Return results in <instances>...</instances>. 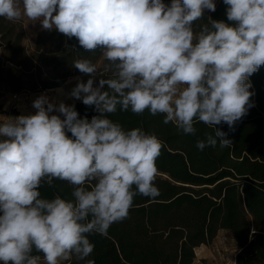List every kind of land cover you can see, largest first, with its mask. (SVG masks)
<instances>
[{"label":"clouds","instance_id":"9594fccd","mask_svg":"<svg viewBox=\"0 0 264 264\" xmlns=\"http://www.w3.org/2000/svg\"><path fill=\"white\" fill-rule=\"evenodd\" d=\"M223 2L232 23L209 17L210 27L196 32L205 10L215 12L214 0H0V17L10 22L27 17L75 37L85 51L100 48L104 71L112 73L97 86L77 78L69 94L94 106L91 120L42 94L35 114L0 123V264H40L34 250L45 264L85 260L94 251L90 234L107 236L136 195H160L154 182L161 141L141 128L125 130L107 114L147 110L186 135L202 122L214 134L197 141L199 150L232 146L215 126L234 131L253 106L249 77L264 66V0ZM72 66L92 77L98 72L88 59ZM53 179L68 182L73 199L42 198V181Z\"/></svg>","mask_w":264,"mask_h":264},{"label":"trees","instance_id":"16d2710c","mask_svg":"<svg viewBox=\"0 0 264 264\" xmlns=\"http://www.w3.org/2000/svg\"><path fill=\"white\" fill-rule=\"evenodd\" d=\"M170 5L171 0H163ZM229 6L216 3L215 12L205 10L204 17L194 23L198 32L212 20H227ZM58 42L54 52L36 50L29 56L22 44L23 29L17 22L0 17V75L14 92H37L60 87L69 78L83 73L72 65L77 59L96 64L102 50L85 51L75 37L69 39L56 30L48 31ZM44 34V33H43ZM100 79L111 78L104 71ZM253 93L252 107L230 130L226 123L216 125L228 133L232 146L196 147L198 140L214 134V128L196 122L195 135H186L174 123H163V116L141 115L128 111L107 114L125 130L141 128L155 134L162 143L156 160L158 174L156 198L136 195L128 217L110 226L107 236L90 234L94 251L85 260L72 256L73 264H193L196 249L208 245L219 231L229 232L238 251L235 264H264V66L249 77ZM103 90H107V86ZM80 118L98 113L94 106L77 101ZM70 136L71 134L68 133ZM42 198L60 196L71 200L73 188L68 182L42 181ZM33 255L42 253L33 252Z\"/></svg>","mask_w":264,"mask_h":264},{"label":"rangeland","instance_id":"374dc122","mask_svg":"<svg viewBox=\"0 0 264 264\" xmlns=\"http://www.w3.org/2000/svg\"><path fill=\"white\" fill-rule=\"evenodd\" d=\"M218 0H214L216 4ZM21 25L24 35L22 39V44L25 47V50L29 56H32L36 50H46L49 52H54L58 48V42L52 37L47 30H43L39 21L32 22L28 20L27 17L22 18L20 21H16ZM44 33V34H43ZM1 61L3 62V57L0 56ZM104 58L102 57L96 63L97 69L100 70L102 67ZM92 78V76L87 75ZM76 78V77H75ZM70 79V78H69ZM68 79V80H69ZM94 86H97L100 80V73L93 77ZM87 81H85L86 83ZM53 89L41 90L44 93H51ZM28 91H22V93H27ZM20 92H14L9 89V86L3 80V77L0 75V95H3L7 99V103L11 102L13 94H19ZM70 94V91L67 92ZM75 99V98H74ZM6 103V104H7ZM32 113H25L24 115H31ZM60 115V114H57ZM11 116L18 117L21 116L20 112L16 110H11ZM63 119V116H61ZM238 248L232 239L229 232L221 230L218 232L217 236L208 244L201 245L196 249V259L193 264H235V257L237 254ZM40 264H45L43 258L40 260ZM61 264H73L72 258L68 261H62Z\"/></svg>","mask_w":264,"mask_h":264},{"label":"crops","instance_id":"0c3cea01","mask_svg":"<svg viewBox=\"0 0 264 264\" xmlns=\"http://www.w3.org/2000/svg\"><path fill=\"white\" fill-rule=\"evenodd\" d=\"M98 74L99 71L97 72L96 75ZM87 75L88 74H81V75L73 76L69 80L65 81L60 87L54 88L53 91L49 94L41 91L19 93L17 94L16 98L12 97L11 102L8 103H7V99L3 95H0V123H2L8 117H12L11 116L12 109L16 110L17 112H20L21 115H24L25 113H29V112L35 114L37 110L33 107V101L42 94L47 95L50 101H53L57 105L60 102H64L66 105H74L77 101H82L70 97V95H68L67 92L69 91L71 92V90L76 86L78 79L79 81L85 83V81H87L90 78ZM52 114L57 115L59 113L54 111Z\"/></svg>","mask_w":264,"mask_h":264},{"label":"built area","instance_id":"2783aa9c","mask_svg":"<svg viewBox=\"0 0 264 264\" xmlns=\"http://www.w3.org/2000/svg\"><path fill=\"white\" fill-rule=\"evenodd\" d=\"M12 97H13V98H16V97H17V95H16V94H13V95H12Z\"/></svg>","mask_w":264,"mask_h":264}]
</instances>
